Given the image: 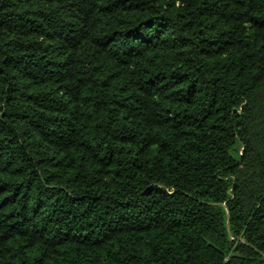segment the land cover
I'll return each instance as SVG.
<instances>
[{
  "label": "trees",
  "instance_id": "trees-1",
  "mask_svg": "<svg viewBox=\"0 0 264 264\" xmlns=\"http://www.w3.org/2000/svg\"><path fill=\"white\" fill-rule=\"evenodd\" d=\"M0 264H264V0H0Z\"/></svg>",
  "mask_w": 264,
  "mask_h": 264
}]
</instances>
